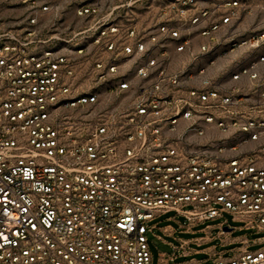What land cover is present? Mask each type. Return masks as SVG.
Masks as SVG:
<instances>
[{
	"label": "built area",
	"instance_id": "2783aa9c",
	"mask_svg": "<svg viewBox=\"0 0 264 264\" xmlns=\"http://www.w3.org/2000/svg\"><path fill=\"white\" fill-rule=\"evenodd\" d=\"M243 1L72 0L76 29L59 1L16 0L0 264H153L148 223L170 211L264 233V21L241 25ZM262 241L210 264H264Z\"/></svg>",
	"mask_w": 264,
	"mask_h": 264
},
{
	"label": "rangeland",
	"instance_id": "374dc122",
	"mask_svg": "<svg viewBox=\"0 0 264 264\" xmlns=\"http://www.w3.org/2000/svg\"><path fill=\"white\" fill-rule=\"evenodd\" d=\"M53 1H59L63 4V19L66 21L67 24H70L71 26H76V21L73 18L74 12V4L72 3V0H53ZM247 6V10L244 14L241 16V21L248 22L249 26L246 27L248 30L255 29L256 26L261 22L264 21V0H244L243 1ZM21 14L20 8L16 4V0H0V21L9 22V21H15ZM79 26L76 27V29ZM227 221L229 226L233 228V231L231 232V238L234 239L235 242H233L230 245L225 246L224 248H221L220 243L221 240L217 238L218 228L216 225L222 221ZM155 225L156 228H154L151 232H146V239L149 247V251L152 258V263L157 264L159 261V254L160 253H171V249L164 244L162 241H160L157 237H162L167 242H171L173 244H178L179 239H190L193 237H199L204 235V233H196L194 235L184 233L183 229L187 227L188 222L185 220L184 217L178 216L175 212L170 211L166 214H163L159 217H157L155 220L149 223V226ZM170 225L175 229V233L173 237H167L165 236L159 228ZM211 226L213 228L209 229L208 233L211 237H214L212 240V244H215L220 249H225L226 251L232 250L236 248L239 243L238 241L241 238H246L248 241H255V240H263L262 243L257 245H252L249 249L250 250H256L262 246H264V233L263 232H256L254 230H244L239 229L243 223L234 220V218L230 215L224 214L222 218L210 221L206 220L203 223H195L192 225V229L194 231H198L199 229L205 228V226ZM227 256L231 255V252L226 253ZM205 255H196L193 258H182L178 257L173 262H170L169 264H182L186 261H189L190 259H196V260H202L205 259ZM201 264H210V261H207L205 263Z\"/></svg>",
	"mask_w": 264,
	"mask_h": 264
},
{
	"label": "crops",
	"instance_id": "0c3cea01",
	"mask_svg": "<svg viewBox=\"0 0 264 264\" xmlns=\"http://www.w3.org/2000/svg\"><path fill=\"white\" fill-rule=\"evenodd\" d=\"M124 0H109V3L112 5H116V4H120L122 3ZM74 18V16H73ZM249 23L245 22V21H241V25L248 27ZM78 26V23L75 27ZM166 214V213H165ZM163 214L158 215L157 217L161 216ZM157 217H155L153 220H155ZM152 220V221H153ZM151 221V222H152ZM150 223V222H149ZM148 223V226H149ZM192 225H187L186 228L183 229L184 233H188L191 235H194L196 233H204V235L199 236V237H193L190 239H179L178 240V244H173L171 242H167L165 239H163L162 237H157L160 241H162L164 244H166L170 249H171V253H160L159 254V261L161 257H164L165 259L167 257H173V260H166L165 264H169L170 262H173L176 258L178 257H182V258H193L196 255H205V259L202 260H196V259H190L189 261H186L182 264H201V263H205L207 261H210L211 263V258L214 254H219L222 256H227V252H232L233 250L239 249L241 247V242L243 240H246V238H241L238 243L239 245L229 251H226L225 249H220L218 250L217 246L215 244H212V240L214 239V237H211L210 234L208 233L209 229L213 228L209 225L205 226V228L199 229L198 231H194L192 229ZM219 223L216 225V227L218 228ZM150 228V232L156 228L155 225L153 226H149ZM241 229V227L239 228ZM159 230L167 237H173L174 233H175V229L170 226V225H166L163 226L161 228H159ZM224 233H220L219 228H218V233H217V238H219L221 240L220 246L221 248H224L227 245L232 244L234 241L233 238H231V232L233 231V228L229 227H224L223 228ZM158 261V263H159Z\"/></svg>",
	"mask_w": 264,
	"mask_h": 264
}]
</instances>
